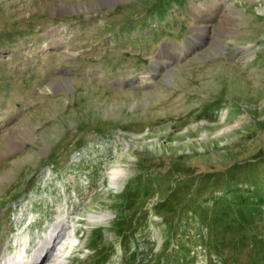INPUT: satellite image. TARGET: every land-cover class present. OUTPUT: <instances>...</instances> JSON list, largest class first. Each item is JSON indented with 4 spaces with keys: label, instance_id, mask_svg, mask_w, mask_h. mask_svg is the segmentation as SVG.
Returning a JSON list of instances; mask_svg holds the SVG:
<instances>
[{
    "label": "rangeland",
    "instance_id": "rangeland-1",
    "mask_svg": "<svg viewBox=\"0 0 264 264\" xmlns=\"http://www.w3.org/2000/svg\"><path fill=\"white\" fill-rule=\"evenodd\" d=\"M54 229L38 264H264V0H0V263Z\"/></svg>",
    "mask_w": 264,
    "mask_h": 264
},
{
    "label": "bare ground",
    "instance_id": "bare-ground-1",
    "mask_svg": "<svg viewBox=\"0 0 264 264\" xmlns=\"http://www.w3.org/2000/svg\"><path fill=\"white\" fill-rule=\"evenodd\" d=\"M55 232H56V229H54L53 231H51L50 236L47 237L45 243H43V245L40 247V249H37L38 251L37 250L34 251L35 253H34V256H32L31 262L28 260V262L26 264H38L39 260L43 257V252L46 249V247L53 245V243L55 242L54 236H53V234ZM0 264H23V262L20 261V262L16 263V262H13L11 260H5L4 263H0ZM56 264H65V263L62 262V261H60V262H58Z\"/></svg>",
    "mask_w": 264,
    "mask_h": 264
}]
</instances>
